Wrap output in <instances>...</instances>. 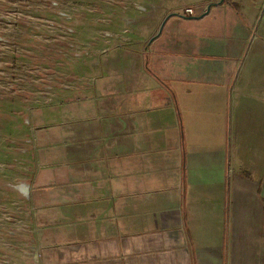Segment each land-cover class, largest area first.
Segmentation results:
<instances>
[{
    "label": "crops",
    "instance_id": "obj_1",
    "mask_svg": "<svg viewBox=\"0 0 264 264\" xmlns=\"http://www.w3.org/2000/svg\"><path fill=\"white\" fill-rule=\"evenodd\" d=\"M176 16L150 42L145 65L138 53L130 70L116 71L130 73L137 95L151 73L169 82L185 117L154 86L155 102L165 95L170 103L149 119L130 117L128 181L97 176L96 149L83 136H74L71 169L42 168L40 155L32 189L38 264H264V44L249 51L252 27L238 15L218 24L233 28L226 40L208 36L199 50L178 25L201 18ZM55 133L51 143L63 139Z\"/></svg>",
    "mask_w": 264,
    "mask_h": 264
},
{
    "label": "rangeland",
    "instance_id": "obj_2",
    "mask_svg": "<svg viewBox=\"0 0 264 264\" xmlns=\"http://www.w3.org/2000/svg\"><path fill=\"white\" fill-rule=\"evenodd\" d=\"M219 1L0 0V264H34L29 254L36 247L32 189L40 155L42 168L71 169L77 159L68 154L77 148L74 136H83L85 145L96 149L90 161L96 175L128 181L130 117L149 119L170 103L165 95L155 102L154 86L169 92L174 112L185 117L169 82L151 73L137 95L130 73L116 70H130L138 53L145 65L147 51L153 50L148 46L169 14L199 16ZM223 2L213 5L199 19L202 23L178 26L194 34L201 50L208 36L226 40L233 28L218 24L240 15L256 42L249 51H257L264 44V0ZM186 7L193 14H186ZM177 19L174 15L167 22ZM115 80H123L122 86ZM138 96L151 108L161 106L143 110L131 104ZM54 131L63 139L51 143ZM117 145L127 151L112 156L102 151ZM112 159L119 165L114 167ZM26 185L28 192L19 187Z\"/></svg>",
    "mask_w": 264,
    "mask_h": 264
},
{
    "label": "water",
    "instance_id": "obj_3",
    "mask_svg": "<svg viewBox=\"0 0 264 264\" xmlns=\"http://www.w3.org/2000/svg\"><path fill=\"white\" fill-rule=\"evenodd\" d=\"M223 1H224V0H220L219 2L211 3V4L208 5L207 10H206L203 14H201V15H199V16H190L189 18H202V17H204L207 13L210 12L211 7H212L213 5H219V4H221ZM174 15H178V14H177V13L169 14V15L165 18V20L163 21V23H162V25H161V28H160V32H159V33H161V31H162V29H163L165 23L167 22V20H168L170 17L174 16ZM159 33H158V34H159ZM152 40H153V39H152ZM152 40H151V41H152ZM23 189L25 190V192H28V188H27V187L23 186Z\"/></svg>",
    "mask_w": 264,
    "mask_h": 264
},
{
    "label": "built area",
    "instance_id": "obj_4",
    "mask_svg": "<svg viewBox=\"0 0 264 264\" xmlns=\"http://www.w3.org/2000/svg\"><path fill=\"white\" fill-rule=\"evenodd\" d=\"M184 11L186 14H189V15L193 14V10L191 8L186 7L184 9ZM29 254L34 259V264H38V262H39V250H38V248L33 247L32 251L29 252Z\"/></svg>",
    "mask_w": 264,
    "mask_h": 264
},
{
    "label": "bare ground",
    "instance_id": "obj_5",
    "mask_svg": "<svg viewBox=\"0 0 264 264\" xmlns=\"http://www.w3.org/2000/svg\"><path fill=\"white\" fill-rule=\"evenodd\" d=\"M19 187L23 189V186H22V187H21V186H19Z\"/></svg>",
    "mask_w": 264,
    "mask_h": 264
}]
</instances>
